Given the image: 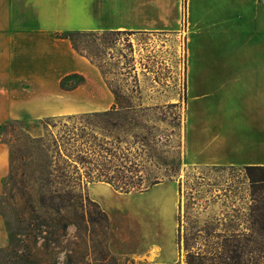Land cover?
Wrapping results in <instances>:
<instances>
[{"label":"crops","instance_id":"crops-1","mask_svg":"<svg viewBox=\"0 0 264 264\" xmlns=\"http://www.w3.org/2000/svg\"><path fill=\"white\" fill-rule=\"evenodd\" d=\"M181 8L182 0H0V123L114 108V93L99 67L63 33L182 32L187 52V162L264 165V0H186L182 31ZM7 161L2 144L0 192ZM170 181L138 193L117 191L104 181L88 183V195L108 217L111 254L130 258V264H182L177 191ZM116 195L147 201L133 208L136 223L128 221L131 209L125 206L115 210V222L111 198ZM169 202L175 255L164 261L154 225ZM142 213L149 216L150 226H141ZM8 241L0 214V251Z\"/></svg>","mask_w":264,"mask_h":264},{"label":"rangeland","instance_id":"rangeland-1","mask_svg":"<svg viewBox=\"0 0 264 264\" xmlns=\"http://www.w3.org/2000/svg\"><path fill=\"white\" fill-rule=\"evenodd\" d=\"M185 2L186 0H182L181 31L185 29ZM71 37L80 53L93 58L102 66L105 71L103 77L115 92L117 111L112 119L119 127L123 126L118 127L115 134L133 146L131 153L140 147L141 143L147 145L148 150L150 149L154 154L153 159L147 161L145 154L139 159L143 160L148 171L156 172L158 168L163 170L170 166H178L175 179L170 182L175 184L177 191L176 214L180 197L179 184L182 190L180 263L187 264L183 243L190 226H194L192 231L196 228H208V220L216 217L223 218L225 211L230 207L227 208L223 204V197L212 200L211 194L220 193L221 189L231 181L244 190L246 182L241 175H238V167L242 165H193L189 164L185 158L184 136L187 110L185 34L142 31L115 34L109 31H96L75 32L71 34ZM170 104L174 106L170 107ZM128 107L130 110H127ZM191 109L188 108V113ZM132 124H136L137 127H132ZM0 125H6L0 129V147L3 144L8 154L6 173L1 179L0 214L5 220L9 235L8 245L0 251V264L132 263L130 258L116 256L109 252L108 226L95 204L89 205L91 218L87 216L65 218L61 217V214H51L49 225L56 226L65 221L70 222L64 231L57 230L55 226L27 229L18 211L20 202L15 180L19 178V171L16 172V169H13L14 176L9 178L10 146L13 145L12 149L18 162V140L15 139L17 137L14 136L15 134L23 132L31 137H38L45 135L48 131L57 130L58 127L53 128L52 121L46 123L44 119L30 122L8 119ZM129 126L131 129L127 130ZM126 143L121 142V148H124ZM171 160L174 161L171 162ZM154 161H157L155 165ZM101 162L105 160H97L98 164ZM163 181L169 182V179ZM87 185L86 188H82L83 191L87 192ZM140 191L131 190L130 192ZM192 194L193 199H191ZM134 196L136 195L128 197L116 195L111 198L115 222L119 220L118 212L115 210L125 206L131 209L128 221L131 224L133 221L136 223L137 219L132 210L138 205L146 204L147 201ZM90 199L93 200L91 197ZM191 200L194 203L188 205L189 216L186 217V205ZM240 203L237 200L235 205ZM98 206L100 207L99 204ZM161 210L162 212L155 220L156 224L154 225L155 222H153V225L159 232L157 238L162 247L161 258L168 261L175 255L174 213L170 202L168 209L165 206V210L164 208ZM148 217L146 213L141 214L142 227L151 225ZM202 235L204 233L201 232V236L191 239L190 243L194 247L208 249V237L202 238Z\"/></svg>","mask_w":264,"mask_h":264},{"label":"trees","instance_id":"trees-1","mask_svg":"<svg viewBox=\"0 0 264 264\" xmlns=\"http://www.w3.org/2000/svg\"><path fill=\"white\" fill-rule=\"evenodd\" d=\"M75 32L69 31L63 33V36L69 38L76 49L71 37ZM121 32L133 33L127 30L109 31L115 34ZM87 58L105 75L99 63L93 58ZM107 85L115 94L111 86ZM116 111L114 106L102 112L48 117L44 120L46 123L52 121L53 128L58 127L55 132L51 130L38 137L23 132L14 135L18 140L19 156L16 162L13 145L10 146L9 178L14 176L13 169L19 171V178L15 180L20 202L18 211L27 229L55 226L48 224L51 214H61L65 218H91L90 204L98 207L108 226L106 213L82 190L88 182L104 181L114 189L127 193L131 190H145L165 179H175L178 166L163 170L158 168L156 172L146 169L143 160L139 158L145 154L147 161L152 160L154 154L145 143H141L131 153L133 146L115 134L119 125L112 117ZM5 126L0 125V129ZM131 126L137 127L136 124ZM122 127L120 125L119 128ZM121 142L126 143L124 148H121ZM100 159L105 162L98 164L97 160ZM156 163L154 161L153 164ZM238 171V175L246 182L244 190L231 181L220 193L211 194L212 200L223 197V204L227 208L230 206L223 218H211L208 220V228L192 231L194 226H190L186 232L183 249L187 264H264V165H242ZM178 191L177 244L181 249L180 184ZM237 200L241 203L235 205ZM193 203L192 200L187 203L186 217L189 216L188 205ZM69 223L65 221L55 228L64 231ZM201 232L204 233L202 238L208 237V249L194 247L190 243L191 239L201 236Z\"/></svg>","mask_w":264,"mask_h":264}]
</instances>
